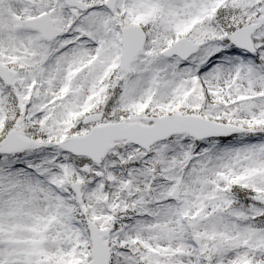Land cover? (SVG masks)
I'll return each instance as SVG.
<instances>
[{
	"label": "snow or ice",
	"instance_id": "snow-or-ice-1",
	"mask_svg": "<svg viewBox=\"0 0 264 264\" xmlns=\"http://www.w3.org/2000/svg\"><path fill=\"white\" fill-rule=\"evenodd\" d=\"M0 264H264V0H0Z\"/></svg>",
	"mask_w": 264,
	"mask_h": 264
}]
</instances>
